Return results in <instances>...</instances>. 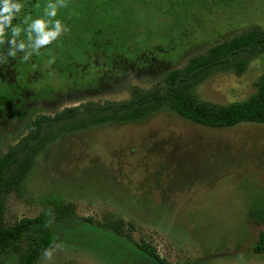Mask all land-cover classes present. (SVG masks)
I'll use <instances>...</instances> for the list:
<instances>
[{"label":"rangeland","instance_id":"rangeland-1","mask_svg":"<svg viewBox=\"0 0 264 264\" xmlns=\"http://www.w3.org/2000/svg\"><path fill=\"white\" fill-rule=\"evenodd\" d=\"M183 1L64 0L56 18L68 32L28 61L19 53L8 58L20 92L6 75L0 78L3 90L15 87L13 108L0 111V153L36 114L127 99L131 86L151 87L212 44L250 25L264 26V0ZM46 2L21 0L16 23L24 13L39 15L35 5ZM92 40L102 58L143 51L160 58L107 66L93 76L102 60ZM263 73L264 53L239 75L212 74L197 93L218 103L242 100ZM22 110L25 119L17 114ZM53 196L72 212L52 221V259L36 264H124L141 240L168 264H264V253L251 249L264 225L246 218L252 203L264 208V124L210 128L162 111L64 136L41 154L22 195H8L5 223L36 216ZM117 220L119 232L107 226ZM16 260L9 253L1 264Z\"/></svg>","mask_w":264,"mask_h":264},{"label":"trees","instance_id":"trees-1","mask_svg":"<svg viewBox=\"0 0 264 264\" xmlns=\"http://www.w3.org/2000/svg\"><path fill=\"white\" fill-rule=\"evenodd\" d=\"M179 1L183 4L187 2ZM91 45L94 48L92 51L102 60L98 66L100 70L107 66L126 67L127 64L142 66L160 58L154 54L156 51H143L130 58L117 52L102 58L97 42L92 40ZM120 46L122 44H118L117 48ZM263 53L264 26L253 24L212 44L206 51L190 56L183 66L168 70L163 80L153 86H131L127 99L85 101L63 107L52 115L39 113L28 119L26 132L0 153V264L9 253L17 255L16 264H36L42 258L43 250L53 247L52 221L72 212L69 204L53 196L36 216L21 217L11 224L5 223L4 211L8 195L12 192L22 195L41 154L47 148L70 134L109 124L137 123L162 111L210 128H228L242 122L264 124V73L255 81L254 91L242 100L218 103L202 99L197 93L198 85L212 74L232 72L239 75L252 59ZM14 88L6 87L3 90L0 84V111L8 112L13 108ZM17 114L24 119L28 116L26 110ZM246 218L257 225H264V208H254L252 203ZM119 222L112 221L107 226L119 232L116 228ZM135 244L137 250H133L124 264H140L143 261L168 264L146 241L141 240ZM251 249L254 253H264V230L259 231ZM52 264L76 263L66 261Z\"/></svg>","mask_w":264,"mask_h":264},{"label":"clouds","instance_id":"clouds-1","mask_svg":"<svg viewBox=\"0 0 264 264\" xmlns=\"http://www.w3.org/2000/svg\"><path fill=\"white\" fill-rule=\"evenodd\" d=\"M23 7L21 0H0V64L7 65L8 58L15 59L18 53L21 54L20 59L28 61L69 30L56 18L57 10L66 7L64 0H47L42 7L36 4L35 7L40 9L39 15L24 13L19 23H13L21 16ZM42 257L50 261L52 251L44 249Z\"/></svg>","mask_w":264,"mask_h":264},{"label":"flooded vegetation","instance_id":"flooded-vegetation-1","mask_svg":"<svg viewBox=\"0 0 264 264\" xmlns=\"http://www.w3.org/2000/svg\"><path fill=\"white\" fill-rule=\"evenodd\" d=\"M4 67V69H2ZM95 70V72H93V76L96 75V73L98 71H100L99 67H94L93 71ZM97 71V72H96ZM16 68L14 67V65H0V78H3L5 75L9 78V80L13 81L15 83L16 86V92H20L19 91V87L20 84L18 83L17 79H16ZM38 74V71H35V75ZM20 94V93H19Z\"/></svg>","mask_w":264,"mask_h":264}]
</instances>
